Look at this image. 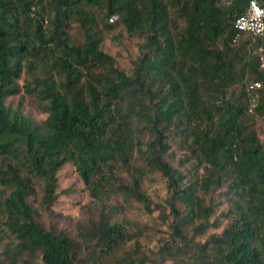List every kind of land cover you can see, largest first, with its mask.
Returning a JSON list of instances; mask_svg holds the SVG:
<instances>
[{
	"label": "trees",
	"instance_id": "16d2710c",
	"mask_svg": "<svg viewBox=\"0 0 264 264\" xmlns=\"http://www.w3.org/2000/svg\"><path fill=\"white\" fill-rule=\"evenodd\" d=\"M245 5L0 0V264H264V34L237 35ZM118 27L143 41L128 73L102 50ZM67 162L92 198L76 221L52 211Z\"/></svg>",
	"mask_w": 264,
	"mask_h": 264
},
{
	"label": "rangeland",
	"instance_id": "374dc122",
	"mask_svg": "<svg viewBox=\"0 0 264 264\" xmlns=\"http://www.w3.org/2000/svg\"><path fill=\"white\" fill-rule=\"evenodd\" d=\"M72 32L73 34L79 33L77 28H74ZM142 42L138 37H129L121 27H118L105 36L102 43V50L114 57L116 66L119 69L128 73L133 61H135L139 54V45ZM12 99L14 103L18 100L17 97H13ZM24 106L29 116L40 120L45 117V114L40 112L33 98L25 97ZM259 129H262L261 123H259ZM57 175L58 197L52 206V211L70 218V221H76L81 215V208L85 204H88L92 198L85 189L84 183L72 162L64 164ZM147 189L155 201H160L165 193V184L159 176H155L147 184ZM126 211L131 216L154 227H165L169 224V219L166 215L158 211L152 214L145 213L140 203H126ZM47 220L51 222L48 215ZM146 241L150 246L155 244V241H151V238H147Z\"/></svg>",
	"mask_w": 264,
	"mask_h": 264
},
{
	"label": "built area",
	"instance_id": "2783aa9c",
	"mask_svg": "<svg viewBox=\"0 0 264 264\" xmlns=\"http://www.w3.org/2000/svg\"><path fill=\"white\" fill-rule=\"evenodd\" d=\"M235 0H222L224 4L234 2ZM114 19H110L111 21ZM234 28L237 35L241 32H247L255 36L264 34V7L258 0H246V5L242 12L234 20ZM259 83L251 87L258 88Z\"/></svg>",
	"mask_w": 264,
	"mask_h": 264
}]
</instances>
